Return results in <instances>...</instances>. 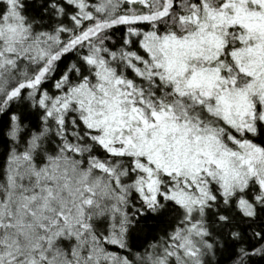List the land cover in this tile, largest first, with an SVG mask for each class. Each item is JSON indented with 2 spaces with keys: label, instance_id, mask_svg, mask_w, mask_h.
<instances>
[{
  "label": "snow or ice",
  "instance_id": "obj_1",
  "mask_svg": "<svg viewBox=\"0 0 264 264\" xmlns=\"http://www.w3.org/2000/svg\"><path fill=\"white\" fill-rule=\"evenodd\" d=\"M0 264H264V0H0Z\"/></svg>",
  "mask_w": 264,
  "mask_h": 264
}]
</instances>
